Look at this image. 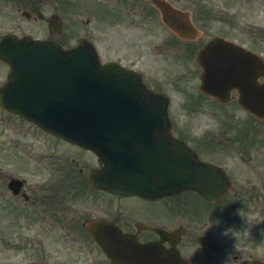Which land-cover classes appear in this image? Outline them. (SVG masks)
<instances>
[{"label": "flooded vegetation", "instance_id": "obj_1", "mask_svg": "<svg viewBox=\"0 0 264 264\" xmlns=\"http://www.w3.org/2000/svg\"><path fill=\"white\" fill-rule=\"evenodd\" d=\"M169 1L190 13L198 36L173 34L150 0H60L58 14L47 16L30 4L37 14L30 13L29 21L45 20L39 38L57 39L65 49L89 41L102 62L139 73L147 87L169 96L173 135L202 161L223 170L229 191L214 200L194 191L155 200L118 195L87 180L99 168L93 152L19 116L1 117L0 241L11 237L16 264H108L95 231L87 229L99 220L139 243H154L150 255L173 264H210L200 252L212 246L217 225L227 232L225 243L213 244L221 247L235 246L231 242L237 232L244 231L240 239L246 240L253 232L264 234L261 121L240 106L235 90L214 96L199 86L197 54L214 36H225L223 12L205 0ZM193 122L205 125L194 128Z\"/></svg>", "mask_w": 264, "mask_h": 264}, {"label": "water", "instance_id": "obj_2", "mask_svg": "<svg viewBox=\"0 0 264 264\" xmlns=\"http://www.w3.org/2000/svg\"><path fill=\"white\" fill-rule=\"evenodd\" d=\"M153 2L170 28L187 34L185 13H177L161 0ZM215 45L223 47L216 58L223 71L221 80L232 77L240 90H245L250 87L242 78L251 61L259 72H264L260 58L219 40L199 56L205 69ZM0 57L11 65L9 81L0 86V104L53 133L114 156V171L122 179L113 187L116 192L171 194L191 188L192 182L202 179L197 176L199 170L189 163L200 164L192 152L173 143L166 134L169 126L165 100L132 82L131 75L119 66L101 65L88 45L63 51L51 42L5 36L0 39ZM207 78L205 74L203 87ZM242 103L258 114L264 112V104L249 105L245 95ZM154 118L162 121L159 131L154 130ZM160 131L162 135L156 134ZM194 188L202 192L206 189L197 184ZM114 234L115 243H123L125 238L118 232ZM107 252L119 257L115 248Z\"/></svg>", "mask_w": 264, "mask_h": 264}, {"label": "rangeland", "instance_id": "obj_3", "mask_svg": "<svg viewBox=\"0 0 264 264\" xmlns=\"http://www.w3.org/2000/svg\"><path fill=\"white\" fill-rule=\"evenodd\" d=\"M213 1H222L225 4V9L228 14H234L237 18L233 19L232 30L227 25V31L231 34V36L237 39H256L247 33L248 25L254 24L259 27L260 30H264V0H248V5L244 3V0H213ZM3 0H0V30L5 31L9 29L15 28V23H18L22 30H26L28 28H32V30L36 31L33 25L25 24L22 18H16L13 14L7 15L9 12L8 8L14 7L13 5L8 7L3 4ZM58 0H43L41 2V6L45 10L53 9L54 5H57ZM14 22V23H12ZM259 50H264V45L260 43ZM5 64L0 63V70L2 72L5 71ZM216 234H219V230ZM256 246L261 247L256 251V254L264 258V239L257 240L255 242ZM236 250H234L235 252ZM14 252L7 246L2 247L0 245V257L10 258ZM231 254V252H229ZM218 258V257H217ZM225 258H228V255H225Z\"/></svg>", "mask_w": 264, "mask_h": 264}]
</instances>
